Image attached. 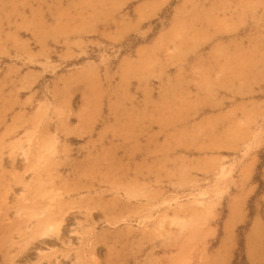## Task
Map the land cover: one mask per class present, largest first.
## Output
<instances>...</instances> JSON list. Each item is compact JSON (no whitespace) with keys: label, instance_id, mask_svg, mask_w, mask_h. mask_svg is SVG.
I'll return each instance as SVG.
<instances>
[{"label":"rangeland","instance_id":"1","mask_svg":"<svg viewBox=\"0 0 264 264\" xmlns=\"http://www.w3.org/2000/svg\"><path fill=\"white\" fill-rule=\"evenodd\" d=\"M58 262L264 264V0H0V264Z\"/></svg>","mask_w":264,"mask_h":264},{"label":"bare ground","instance_id":"2","mask_svg":"<svg viewBox=\"0 0 264 264\" xmlns=\"http://www.w3.org/2000/svg\"><path fill=\"white\" fill-rule=\"evenodd\" d=\"M24 151V150H23ZM22 151V152H23ZM22 155H23V157H24V160H25V158L27 159V152L26 153H21ZM18 196V195H17ZM20 196H23V194L21 193V194H19V196L18 197H20ZM16 197V196H15ZM14 197V198H15ZM13 198V199H14ZM18 198H16V199H14V200H17ZM17 211V210H16ZM18 212H19V210H18ZM40 214H41V212H39ZM39 213H37L39 216H42V215H40ZM43 214V213H42ZM35 215V214H34ZM33 215V216H34ZM38 215H36L35 217L36 218H38L37 216ZM52 222V221H51ZM48 223V222H46V224L48 223V225H47V227L45 228V230L41 233V236L42 237H52V236H58L60 233H61V227H62V222H58V223ZM83 227V226H82ZM29 230H31V228L29 227ZM70 242V241H69ZM71 243V242H70ZM69 244V243H68ZM59 263V262H58ZM57 264V263H56ZM60 264V263H59Z\"/></svg>","mask_w":264,"mask_h":264}]
</instances>
